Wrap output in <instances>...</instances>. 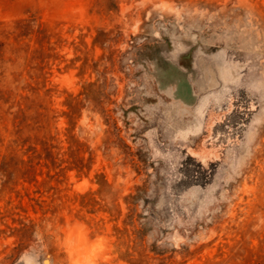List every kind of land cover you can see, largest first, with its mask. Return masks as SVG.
I'll list each match as a JSON object with an SVG mask.
<instances>
[{
    "label": "rangeland",
    "instance_id": "rangeland-1",
    "mask_svg": "<svg viewBox=\"0 0 264 264\" xmlns=\"http://www.w3.org/2000/svg\"><path fill=\"white\" fill-rule=\"evenodd\" d=\"M0 264H264V0H0Z\"/></svg>",
    "mask_w": 264,
    "mask_h": 264
},
{
    "label": "bare ground",
    "instance_id": "bare-ground-1",
    "mask_svg": "<svg viewBox=\"0 0 264 264\" xmlns=\"http://www.w3.org/2000/svg\"><path fill=\"white\" fill-rule=\"evenodd\" d=\"M83 182H84V181H83ZM80 184H81V186H82V183H80ZM79 186H80V185H79ZM83 188H84V187H83ZM83 188H82V189H83ZM74 230H75L76 232H79V234H77V236H78V235L80 236V237L78 236L79 238H81V236H83V230H82V228H79V227H78L77 230H76V229H74ZM75 231H74V234L76 233ZM70 234H71V233H70ZM75 235H76V234H75ZM77 236H76V237H77ZM79 238H78V239H79ZM79 240L81 241V239H79ZM84 242H85V241H84ZM46 263H50V260L47 259V260H46Z\"/></svg>",
    "mask_w": 264,
    "mask_h": 264
}]
</instances>
